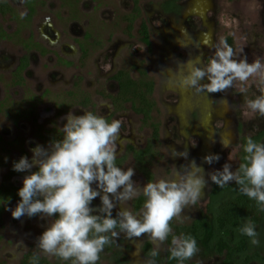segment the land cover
<instances>
[{
    "label": "rangeland",
    "instance_id": "rangeland-1",
    "mask_svg": "<svg viewBox=\"0 0 264 264\" xmlns=\"http://www.w3.org/2000/svg\"><path fill=\"white\" fill-rule=\"evenodd\" d=\"M1 1L10 9L5 15L0 13V27L9 34L0 42V186L11 175L10 165L22 150L31 160V150L37 145L48 147L62 137L60 129L68 112L80 115L89 111L83 105L84 98H90L89 105L101 116L110 115L111 102L100 92L115 93L117 85L110 77L120 68L131 69L135 62L142 64L155 81L157 108L153 115L161 123V137L160 155L151 168L152 181L171 176L174 169L182 172V166L192 160L204 169L206 178L226 162L235 171L243 162L241 145L245 138L264 142V117L251 113L245 104L262 94L258 78L235 81L233 87L218 93L176 86L187 72V62L199 57L202 65L207 63L221 38L234 48L239 59H264V0H138L141 13L133 29L128 28V17L134 13L135 0H35L31 19L27 17V0ZM142 20L150 27L151 50L140 40ZM86 34L84 51L79 42ZM29 38L40 47L29 43L26 48ZM27 54L29 63L22 80L14 72L19 59ZM131 73L139 76L135 70ZM113 119L122 121L115 145L117 156L123 155L128 145L146 146L152 129L143 124L140 115L128 109ZM173 149L177 153L187 151L188 158L173 156ZM208 154H219L221 159L208 165L203 159ZM129 167L136 170L135 181L141 185L149 182L132 154L122 168ZM24 176H12L8 185L22 187ZM237 194L234 183L219 188L209 180L201 200L185 208L173 222L188 225L199 218L214 220L220 204ZM18 201L12 199L8 206L14 208ZM133 202L127 205L132 210ZM49 223V219L39 217L13 219L10 211L1 209L0 264H21L26 253L35 251L37 238ZM257 231L259 246L251 245L248 237L234 229L225 233L233 244L246 241L240 263L245 255L264 253V213ZM21 240L26 249L16 247ZM168 247V240L160 243L147 234L132 239L121 234L105 247L99 264H145L154 248L160 251L157 264H164ZM225 256L212 243L201 246L185 264H223ZM41 258L62 264L55 257Z\"/></svg>",
    "mask_w": 264,
    "mask_h": 264
},
{
    "label": "clouds",
    "instance_id": "clouds-1",
    "mask_svg": "<svg viewBox=\"0 0 264 264\" xmlns=\"http://www.w3.org/2000/svg\"><path fill=\"white\" fill-rule=\"evenodd\" d=\"M187 64L186 74L176 83L181 89L218 93L233 87L235 81L258 78L262 94L245 104L251 113L264 117V59H239L234 48L221 38L207 63L202 65L196 57ZM224 104L228 105L227 99ZM121 124L119 119L109 122L92 111L83 110L80 115L68 112L60 129L62 138L51 141L48 147L37 145L31 150V160L21 156L13 162V171L29 174L18 189L16 206H8L10 198L0 199V206L10 211L13 219L50 220L37 238L30 264H39L41 256L55 257L62 264H99L105 247L121 234L128 239L147 234L160 243L171 236L167 249L170 258L185 264L199 252L197 240L190 234L175 235L170 222L201 200L209 180L219 188L234 183L238 192L255 201L257 210L264 213V142L246 137L241 145L243 162L235 171L226 162L206 178L204 169L192 160L182 166V172L174 169L171 176L141 185L133 179L134 168L116 164ZM172 155L188 158L187 151L177 153L173 149ZM203 159L212 165L221 157L208 154ZM141 196L144 201L139 211L127 207ZM97 199L99 204L94 205ZM237 232L248 237L251 245L259 246L257 224L250 217ZM16 247L27 248L22 240ZM159 255V249L154 248L145 264H157Z\"/></svg>",
    "mask_w": 264,
    "mask_h": 264
},
{
    "label": "trees",
    "instance_id": "trees-1",
    "mask_svg": "<svg viewBox=\"0 0 264 264\" xmlns=\"http://www.w3.org/2000/svg\"><path fill=\"white\" fill-rule=\"evenodd\" d=\"M135 8L134 13L128 17L130 21L129 29L133 28L134 22L140 16V8L138 5V0L134 2ZM3 11H7L6 5L1 6ZM32 9V7H31ZM141 40L151 49L152 43L150 40L148 26L145 21L141 25ZM6 35L5 31L0 28V40ZM136 70L140 74L138 78H133L131 71ZM119 83V93L113 98V103L116 110H121L130 104L131 109L138 115L142 117V122L145 126H149L152 129V135L148 144L145 148L136 150L131 148L133 155L135 157L136 163L147 178L148 181L154 179V174L151 170L154 160L160 155L158 150V145L160 144L161 137V123L155 121L153 112L157 108V102L153 98L155 83L148 76L145 68L142 64L136 63L131 69H124L120 71L115 77ZM110 122V120H108ZM125 160L124 158L117 159V166L122 167ZM26 173V172H25ZM18 173L12 170V174H25ZM17 187L11 186L10 190L0 191V199L10 198L19 199L17 192ZM144 197L141 196L134 200V210L139 211L142 207ZM3 208V206H0ZM262 212L257 210L255 201L249 200L246 196L242 194H237L234 197L226 199L222 202L218 208L217 215L214 220L199 218L194 220L191 224H178L176 225L173 220L170 222L175 235L185 234L192 235L196 238L198 247L209 246L214 244L215 250L219 254H225V259L223 264H264V253L254 252L245 255L243 262H239V256L244 252L246 248V241L239 240L237 243L233 244L230 242L225 233L229 229H237L243 224V217H250L257 226L262 221ZM171 236H169L168 242L170 243ZM109 248V246H106ZM33 252H28L24 255L21 264H30V257ZM39 264H52L50 262L44 261L42 258ZM164 264H178L174 259L170 258V254L167 255Z\"/></svg>",
    "mask_w": 264,
    "mask_h": 264
},
{
    "label": "flooded vegetation",
    "instance_id": "flooded-vegetation-1",
    "mask_svg": "<svg viewBox=\"0 0 264 264\" xmlns=\"http://www.w3.org/2000/svg\"><path fill=\"white\" fill-rule=\"evenodd\" d=\"M3 4L6 5L8 9H10V6H9L8 4L4 3L3 1L0 2V13H1L2 15H5V14H7V12L3 11L2 8H1V6H2ZM27 4H28V8H29V10H30V12H29V14L27 15V17H28V19H31L32 16H33V14H34V12H35L36 1H35V0H27ZM31 7H32V9H31ZM134 8H135V7H134ZM133 10H134V9H133ZM136 21H137V20H136ZM136 21H135V22H136ZM135 22H134V23H135ZM143 22H144V20H142L141 25H142ZM145 23L147 24L146 21H145ZM129 25H130V21H129ZM129 25H128V28H129ZM141 25H140V31H141ZM50 26H52V25H50ZM133 26H134V24H133ZM147 26H148L149 35H150V40H151V31H150V27H149L148 24H147ZM0 28H1V27H0ZM1 29H2V28H1ZM132 29H133V28H132ZM2 30H4V29H2ZM4 31H5L6 35H5L4 38H2V39L0 40V42L3 41V40H5V39H8V37H9L8 32H7L6 30H4ZM140 31H139V32H140ZM129 34H131V33H129ZM130 36L132 37V35H130ZM88 37H89V34H86V35L84 36L83 40L79 42V44H80V45H79L80 50H84V51H85V44L82 43V42H83L84 40L88 39ZM140 40H141V34H140ZM141 42H143V41L141 40ZM29 43H30V44H31V43H32V44L35 43V45L38 46V48L40 47V46H39V42H37V41L34 42L33 39L29 38L28 43L25 45V47L28 48V49H29ZM143 43H144V42H143ZM151 43H152V41H151ZM147 47H148V46H147ZM148 49L151 50V49H152V46H151V49H150L149 47H148ZM140 62L144 63L143 60H141ZM28 63H29V56H28V54H27L26 56H22V57L19 59V63H18V65H17V67H16V70H15V72H14V74H16V76H17L19 79H22V80H23V76H24V74L26 73ZM137 63H138V62H137ZM134 64H136V62H135ZM124 69H125V68H120L118 71H116V72L110 77V79H111V80L117 85V90H116L115 93H108V92H106V91H101V92H100V95H101L102 97L107 98V99L111 102L112 109H113L112 113H111L110 115H108V116H103V117H105L107 120H110V122L113 120V118H114L116 115H118V114H120V113H123V112L127 111L128 109L132 110L131 107H130V104H127L126 107L123 108V109H121V110H116V108H115V106H114V103H113V98L116 97V96L118 95V93H119V83L117 82V80H116L114 77H115L120 71H122V70H124ZM128 70H129V69H128ZM145 70L147 71L148 76L154 81V79L150 76L148 70H147L146 68H145ZM132 71H133V70H132ZM132 71H131V72H132ZM135 71H136V70H135ZM136 72L138 73V71H136ZM131 75H132L133 78H135V77L133 76L132 73H131ZM138 75L140 76L139 73H138ZM139 76H138V77H139ZM138 77H136V78H138ZM154 83H155V81H154ZM154 95H155V94H153V98L155 97ZM89 104H90V98H88V97L84 98L83 105H84L86 108H89V111H92V112L98 114V113L96 112L94 106H93V105H89ZM87 106H88V107H87ZM132 111H133V110H132ZM134 113H135V112H134ZM99 115H100V114H99ZM137 115H138V114H137ZM60 138H62V137L59 136V137H57L55 140L60 139ZM147 144H148V143H147ZM147 144H146V146H147ZM146 146H144V147H142V148H145ZM131 148L136 149V150L142 149V148H137V147H135L134 145H128V146H127V149H126V151H125V153H124L123 155H121V156H117V159L124 158V160H125V162H126V160H127V156H128L129 154H132V156H133V158H134V161H135V163H136V160H135V157H134V155H133V152H132ZM21 156H27V152H26L25 150H22L21 153L18 154L17 158H16L14 161L19 160V158H20ZM14 161H13V162H14ZM125 162H124V164H125ZM12 164H13V163H12ZM12 164L10 165L11 175H9V176H8L9 178L6 179L5 182L0 186V191L3 190V192H4L5 190H10V189H11V186H15V187H17V188H20V186H16V185H14L13 183H10V185H8V182L10 181V178H12V176H14V175L24 176V175H28V174H29V173H27V172H26L25 174H12ZM124 164H123V166H124ZM123 166H122V167H123ZM35 170H36L35 168L32 169V171H35ZM10 182H11V181H10ZM3 208H4V207H3ZM3 208H0V210L3 209ZM133 210H134V202H133ZM134 211H135V210H134Z\"/></svg>",
    "mask_w": 264,
    "mask_h": 264
}]
</instances>
